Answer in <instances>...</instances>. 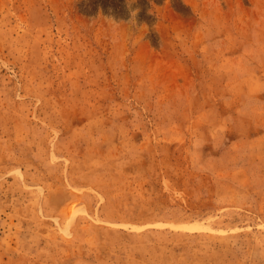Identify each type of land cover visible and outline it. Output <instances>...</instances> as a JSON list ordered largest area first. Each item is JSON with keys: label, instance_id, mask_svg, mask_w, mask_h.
<instances>
[{"label": "rangeland", "instance_id": "rangeland-1", "mask_svg": "<svg viewBox=\"0 0 264 264\" xmlns=\"http://www.w3.org/2000/svg\"><path fill=\"white\" fill-rule=\"evenodd\" d=\"M0 264H264V0H0Z\"/></svg>", "mask_w": 264, "mask_h": 264}, {"label": "bare ground", "instance_id": "bare-ground-1", "mask_svg": "<svg viewBox=\"0 0 264 264\" xmlns=\"http://www.w3.org/2000/svg\"><path fill=\"white\" fill-rule=\"evenodd\" d=\"M180 228H183V229H187V230H190V231H196V230H202L204 229L203 225L202 224H198V223H194V224H191V225H182V226H179Z\"/></svg>", "mask_w": 264, "mask_h": 264}]
</instances>
